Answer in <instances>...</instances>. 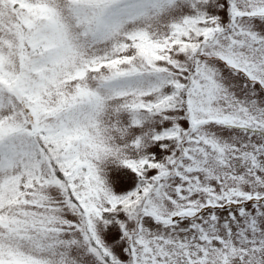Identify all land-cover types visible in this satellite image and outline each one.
<instances>
[{
  "label": "snow or ice",
  "instance_id": "6c2138e0",
  "mask_svg": "<svg viewBox=\"0 0 264 264\" xmlns=\"http://www.w3.org/2000/svg\"><path fill=\"white\" fill-rule=\"evenodd\" d=\"M0 264H264V0H0Z\"/></svg>",
  "mask_w": 264,
  "mask_h": 264
}]
</instances>
